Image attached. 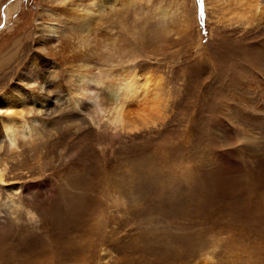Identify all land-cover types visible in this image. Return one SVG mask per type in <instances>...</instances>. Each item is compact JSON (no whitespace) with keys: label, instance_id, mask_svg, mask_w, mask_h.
Wrapping results in <instances>:
<instances>
[{"label":"rangeland","instance_id":"1","mask_svg":"<svg viewBox=\"0 0 264 264\" xmlns=\"http://www.w3.org/2000/svg\"><path fill=\"white\" fill-rule=\"evenodd\" d=\"M249 1L247 13L173 0L183 20L166 43L143 35L138 65L162 76L165 99L153 123L105 122L102 143L91 132L73 153L77 138L67 149L55 139L76 133L72 120L58 118L2 154L18 187L0 186V264H264V0ZM41 3L0 0V70L14 61L0 94L38 52Z\"/></svg>","mask_w":264,"mask_h":264},{"label":"bare ground","instance_id":"2","mask_svg":"<svg viewBox=\"0 0 264 264\" xmlns=\"http://www.w3.org/2000/svg\"><path fill=\"white\" fill-rule=\"evenodd\" d=\"M41 1L35 32L38 52L19 70L15 84H9L0 94V186L8 191L18 186L7 183L10 165L2 154L6 150L18 153L20 140L33 138L35 128L41 130L58 118L71 119L76 133H64L55 139L59 147L67 149L77 138L78 147H72L75 153L91 144V132L101 137V143L105 140L94 130L105 122L114 129L120 126L137 131L141 123L148 126L160 117L165 102L160 88L162 76L154 77L153 65H138L145 58L138 53L139 46L145 41L143 35L161 45L175 29V21L183 16L173 0ZM211 1L218 5L223 0ZM233 1L247 13L252 9L249 0ZM16 10L17 5L6 8L7 21ZM130 17L133 26H128ZM130 41L138 43L131 50ZM152 52H146V57ZM12 62L0 74H5ZM42 146L46 157L58 156L56 149H49L52 145L45 142ZM54 158L51 156L53 161L47 169H53L55 175L58 166L53 165Z\"/></svg>","mask_w":264,"mask_h":264}]
</instances>
